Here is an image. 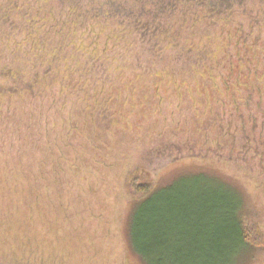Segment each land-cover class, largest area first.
<instances>
[{"label": "rangeland", "instance_id": "rangeland-1", "mask_svg": "<svg viewBox=\"0 0 264 264\" xmlns=\"http://www.w3.org/2000/svg\"><path fill=\"white\" fill-rule=\"evenodd\" d=\"M259 2L0 0V264H144L130 212L194 174L264 264Z\"/></svg>", "mask_w": 264, "mask_h": 264}, {"label": "trees", "instance_id": "trees-1", "mask_svg": "<svg viewBox=\"0 0 264 264\" xmlns=\"http://www.w3.org/2000/svg\"><path fill=\"white\" fill-rule=\"evenodd\" d=\"M211 16L195 23L209 27ZM174 183L134 205L128 223L133 252L144 264H236L249 248L238 216L240 198L206 175Z\"/></svg>", "mask_w": 264, "mask_h": 264}]
</instances>
